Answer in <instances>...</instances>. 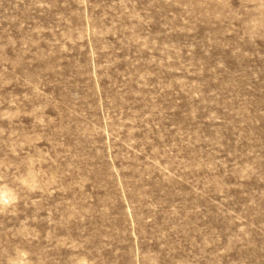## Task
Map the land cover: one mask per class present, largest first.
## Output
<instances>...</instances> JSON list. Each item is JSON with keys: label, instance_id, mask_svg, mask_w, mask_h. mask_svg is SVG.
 I'll return each instance as SVG.
<instances>
[{"label": "rangeland", "instance_id": "1", "mask_svg": "<svg viewBox=\"0 0 264 264\" xmlns=\"http://www.w3.org/2000/svg\"><path fill=\"white\" fill-rule=\"evenodd\" d=\"M0 264H264V0H0Z\"/></svg>", "mask_w": 264, "mask_h": 264}]
</instances>
